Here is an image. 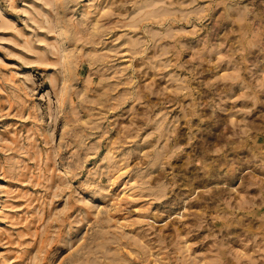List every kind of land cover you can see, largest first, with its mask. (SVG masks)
Returning a JSON list of instances; mask_svg holds the SVG:
<instances>
[{
    "label": "rangeland",
    "instance_id": "1",
    "mask_svg": "<svg viewBox=\"0 0 264 264\" xmlns=\"http://www.w3.org/2000/svg\"><path fill=\"white\" fill-rule=\"evenodd\" d=\"M247 139L264 0H0V264H264Z\"/></svg>",
    "mask_w": 264,
    "mask_h": 264
},
{
    "label": "bare ground",
    "instance_id": "2",
    "mask_svg": "<svg viewBox=\"0 0 264 264\" xmlns=\"http://www.w3.org/2000/svg\"><path fill=\"white\" fill-rule=\"evenodd\" d=\"M68 2H69V0H53V4L55 5L56 9H61V8L65 7V5ZM248 140L249 139H247L245 141V143L244 142L243 143H235L234 141L229 142L230 145L231 144L232 145H236V147L231 148V150L233 151V156L236 157L235 159H238V163H241V160H240V157H239L240 154H246L245 156H252L254 158H259L260 157L264 161V146H262L260 143L257 144L258 143V139L253 140L251 143H249ZM248 145H252V146L249 148ZM243 147H245L246 149L249 148V150L251 151V155H250V153H248L247 150H244V151L240 152L239 149H242ZM205 156H207L206 152H205ZM227 162L228 161H225V164H227ZM211 174H216V170L212 169L211 172H210V176H211ZM230 185H232V186L235 185L234 179H232L230 181ZM260 191L264 195V187L263 186L260 187ZM261 204L264 205V197H262ZM263 213H264V209H261V207L255 208V209L252 210V212L249 213V214L254 215L255 217H259V218L262 219V223L263 224L260 225V230H261L260 233L259 232H254L252 230L251 222L253 220H251L250 223H247V222H244L242 220V218L239 217L238 220L236 221L237 222L236 224L238 225L239 228L243 229L244 232H246V233L248 232L251 235L253 234V236H256V234H261V239L264 241V214ZM230 215H234V212H230ZM246 225H248V228L245 229ZM229 226H231V225H229ZM258 230L259 229L257 228V231ZM244 247H246L245 244H242V243L239 244V248L243 249ZM245 253L249 254V252H247V251H245ZM221 254L223 255V258L225 259L226 258V254H227L226 251H222Z\"/></svg>",
    "mask_w": 264,
    "mask_h": 264
}]
</instances>
